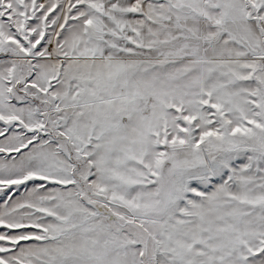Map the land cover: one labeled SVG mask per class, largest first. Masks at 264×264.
<instances>
[{
	"label": "snow or ice",
	"instance_id": "snow-or-ice-1",
	"mask_svg": "<svg viewBox=\"0 0 264 264\" xmlns=\"http://www.w3.org/2000/svg\"><path fill=\"white\" fill-rule=\"evenodd\" d=\"M0 264H264V0H0Z\"/></svg>",
	"mask_w": 264,
	"mask_h": 264
}]
</instances>
